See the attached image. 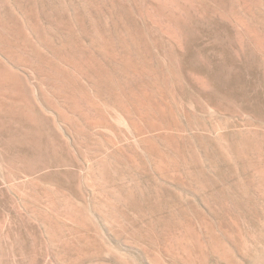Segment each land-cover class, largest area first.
Here are the masks:
<instances>
[{
    "label": "rangeland",
    "instance_id": "obj_1",
    "mask_svg": "<svg viewBox=\"0 0 264 264\" xmlns=\"http://www.w3.org/2000/svg\"><path fill=\"white\" fill-rule=\"evenodd\" d=\"M4 1L27 0L0 1V14ZM259 1L177 0L179 13L168 17L153 0H96L94 8L84 0H65L77 8L80 29L94 25L117 46L121 36L138 38L125 65L93 53L90 81L80 84L95 97L101 119L80 133L61 117L47 76L13 67L0 56L5 69L0 71V264H264V0ZM58 2L34 0L43 11V25L64 1ZM63 40L68 42V36L56 31L47 44L58 49ZM139 103L147 108L145 120L155 118L164 128L131 126L122 109L136 118ZM164 132L172 134L171 142L158 137ZM169 146L183 147L188 163L179 164L181 177H162L154 166L153 151L171 155ZM87 164L90 172L102 173L89 174ZM224 212L236 217L244 240L243 246L225 240L226 258L208 244L199 251L187 240L185 252L178 243L163 252L146 239L116 232L115 216L130 230L160 233L192 223L202 235L198 223L203 218L224 239L219 231Z\"/></svg>",
    "mask_w": 264,
    "mask_h": 264
},
{
    "label": "bare ground",
    "instance_id": "obj_2",
    "mask_svg": "<svg viewBox=\"0 0 264 264\" xmlns=\"http://www.w3.org/2000/svg\"><path fill=\"white\" fill-rule=\"evenodd\" d=\"M2 1V0H0ZM60 2V0H58ZM64 2L60 4V8L57 13L54 14V18L49 21V25H43L41 20H42V9H40L36 4H34V0H27L24 3H15L13 6L9 5L7 2L4 1L3 7L4 8V13L0 14V56H3L4 59L13 67L14 66H23L25 68H29L33 70L34 72H38V74L45 75L49 80L52 82L53 86V94L56 99L57 105H58V110L61 115V117L67 122V124L76 132L80 133L84 127H94L98 124V122L101 119V115L98 113L96 110L98 106H96L94 102L93 95L91 96L90 93L81 86L80 82L81 80H86L90 81V76L92 73V70H94V60H93V53H98L101 57L106 58L107 60L109 59L110 61L114 62H128L131 60H128L127 58L129 57L131 48L136 47L137 45V37L134 36L133 34L119 37L117 41L119 45L117 46L116 44H112V39L111 41L109 38L101 32L96 26L90 25L91 27L89 29H80L81 27V20L79 17V14L77 12V8H74L70 3H65ZM77 1V0H76ZM86 7H93L96 4V0H84ZM157 4H159V8L161 9L162 13L165 14L168 17H171L170 14L172 12V16L175 15L179 8L173 4L177 0H153ZM256 5H260L259 0H253ZM39 2V0H38ZM43 2V0H41ZM79 2V1H78ZM168 2V5L167 3ZM10 3H14L13 0ZM153 3V2H152ZM153 3V4H156ZM39 4V3H38ZM81 4V3H80ZM110 4V3H109ZM108 4V5H109ZM112 4V3H111ZM110 4V5H111ZM98 5V4H97ZM103 5V4H102ZM101 5V6H102ZM107 5V6H108ZM109 5V6H110ZM154 6L155 5H151ZM84 7V6H82ZM99 7V6H98ZM112 7V6H111ZM10 8V9H9ZM88 8V9H89ZM94 8V7H93ZM97 8V7H96ZM95 8V9H96ZM109 8V7H108ZM84 9V8H83ZM154 9V8H153ZM174 9V10H173ZM177 9V11H176ZM103 10V9H101ZM146 10V9H145ZM52 11V10H51ZM105 11V10H104ZM180 11V10H179ZM100 12V11H99ZM106 12V11H105ZM108 12V11H107ZM153 12V11H151ZM176 12V13H175ZM85 14L88 12H84ZM92 13V12H91ZM95 13V11L93 12ZM148 13V11H147ZM145 13V14H147ZM156 13V12H155ZM179 13V12H178ZM177 13V14H178ZM97 14V13H96ZM158 14V13H157ZM108 15V14H107ZM151 14H149L150 16ZM156 15V14H155ZM45 17V14L43 15ZM103 16V14H102ZM154 16V15H151ZM87 17V16H86ZM93 17V16H92ZM96 17V16H95ZM105 17V16H103ZM108 17V16H107ZM91 18V17H90ZM149 18V17H148ZM153 18V17H151ZM174 18V17H173ZM84 19V18H82ZM104 19V18H103ZM107 19V18H106ZM156 19V18H155ZM163 19V18H162ZM153 20V19H152ZM89 21V20H88ZM104 21V20H103ZM107 21V20H106ZM155 21V20H154ZM235 21V20H234ZM105 22V21H104ZM107 23V22H105ZM237 23V22H236ZM169 24V23H168ZM243 25V24H241ZM84 26V25H83ZM106 26V24H105ZM244 26V25H243ZM108 28V26H106ZM245 27V26H244ZM247 30V29H245ZM56 31L64 33L66 36H68V42H62L63 44L60 45L58 49H51L48 44H47V38L49 35H53V32L55 33ZM123 33V32H122ZM133 33V32H132ZM51 37V36H50ZM111 37V36H110ZM125 37V38H124ZM52 38V37H51ZM83 38V39H82ZM254 38V37H253ZM86 41L87 45H84V41ZM254 40V39H253ZM61 41V40H60ZM57 42V41H56ZM117 43V44H118ZM53 46V45H52ZM116 46V47H115ZM54 48V47H53ZM143 50V49H142ZM140 53V52H139ZM95 56V55H94ZM128 61H127V60ZM98 60V59H97ZM105 60V59H104ZM106 60V61H107ZM133 61V60H132ZM100 62V61H99ZM150 62V61H149ZM127 63V64H128ZM101 64V63H100ZM99 64V65H100ZM131 64V63H130ZM125 65V64H123ZM101 66V65H100ZM15 67V69H17ZM8 68V67H7ZM20 68V67H19ZM18 68V69H19ZM118 68V67H117ZM127 70H131V67L126 66ZM152 68V67H151ZM24 69V68H23ZM28 69V70H29ZM25 70V71H28ZM96 70V69H95ZM104 70V69H103ZM0 71H5L4 67L0 65ZM24 71V70H22ZM114 71V70H113ZM125 71V70H124ZM134 71V70H131ZM21 72V70H20ZM95 72V71H94ZM120 72V71H119ZM139 72V71H138ZM150 72V71H149ZM12 76L13 73L10 72ZM24 73V72H23ZM27 73V72H25ZM107 71L104 73L106 74ZM136 73V72H135ZM3 74V73H2ZM99 73H97L98 76ZM114 71V75H115ZM26 75V74H25ZM110 75V74H109ZM108 75V76H109ZM118 75V74H116ZM122 75V74H121ZM128 75V73L126 74ZM9 76V74H8ZM7 76V78H8ZM100 76V75H99ZM124 76V75H122ZM26 77V76H25ZM4 78V77H3ZM2 78V80H4ZM94 79V77H92ZM100 78V77H99ZM111 78V77H110ZM114 78V77H113ZM149 78V77H148ZM104 79V78H103ZM108 79V78H106ZM27 80V78H26ZM95 80V79H94ZM99 80V79H98ZM109 80V79H108ZM114 80V79H113ZM112 80V82H114ZM151 80V79H150ZM28 81V80H27ZM102 81V80H101ZM100 81V83H101ZM110 81V80H109ZM4 82V81H3ZM26 82V81H25ZM87 82V83H88ZM104 82V81H102ZM111 82V81H110ZM111 82V83H112ZM156 82V81H155ZM2 83V82H0ZM85 83V82H84ZM96 83H99L97 81ZM95 83V84H96ZM27 84V83H26ZM90 84H94L91 83ZM110 84V83H109ZM114 84V83H113ZM116 84V83H115ZM114 84V85H115ZM127 85V84H126ZM146 85V84H143ZM90 86V85H89ZM88 86V87H89ZM103 86V84H102ZM117 86V85H116ZM121 86V85H120ZM1 87V85H0ZM2 87H4L2 85ZM85 87V85H84ZM95 88L94 86H92ZM114 86L111 87L113 89ZM122 87V86H121ZM128 87V85H127ZM146 87V86H145ZM92 88V89H93ZM119 88V86L117 87ZM148 88V87H147ZM91 89V88H90ZM109 89V88H107ZM111 89V90H112ZM115 89V87H114ZM128 89V88H127ZM132 89V88H131ZM150 90V88H148ZM32 90V89H31ZM48 90V89H47ZM96 90V88H95ZM110 90V91H111ZM116 90V89H115ZM130 90V89H129ZM140 90V89H138ZM17 91V90H16ZM107 91V90H105ZM133 91V90H132ZM154 91V90H153ZM97 91L96 93L98 94ZM109 92V91H108ZM118 92V91H117ZM125 92V91H124ZM142 92V91H141ZM144 92V91H143ZM155 92V91H154ZM96 93L94 95L96 96ZM102 93V92H101ZM110 93V92H109ZM15 94V93H14ZM92 94V93H91ZM135 94V93H134ZM138 95V94H137ZM149 95V94H148ZM131 96V95H130ZM98 97V95H97ZM104 96H102L103 98ZM99 98V97H98ZM129 98V97H128ZM166 100V99H165ZM111 101V100H110ZM98 102V99H97ZM116 102V101H115ZM114 103V101H113ZM117 103V102H116ZM115 104V103H114ZM110 105V104H109ZM108 105V106H109ZM134 105V104H133ZM114 107V106H113ZM112 107V108H113ZM155 105L153 106V108ZM109 108V107H108ZM117 108V107H116ZM159 107H156L155 110H158ZM118 109V108H117ZM161 109V108H160ZM159 109V110H160ZM108 110V109H107ZM125 110V111H124ZM147 108L142 104L139 103L135 106V112H136V118H132L131 115H129V109L127 107H124L122 111L125 113V117L127 118L128 122L133 126L136 130H141L145 127H153V128H164L161 127L160 124L157 123L156 119L154 118L153 121H150V119L145 120L147 115ZM158 110V111H159ZM171 110V109H170ZM169 110V111H170ZM55 111V110H54ZM104 111V110H103ZM133 111V110H132ZM157 111V112H158ZM168 111V112H169ZM53 112V111H52ZM57 112V111H56ZM54 112V113H56ZM107 112V111H106ZM161 112V111H160ZM172 112V111H171ZM58 113V112H57ZM159 113V112H158ZM109 114V113H108ZM118 114V113H117ZM121 114V113H120ZM172 115V114H171ZM109 116V115H108ZM111 116V115H110ZM122 116V115H121ZM153 115H151L152 117ZM167 116V115H166ZM117 117V116H116ZM108 119V118H107ZM115 120V119H114ZM125 120V119H124ZM64 123V122H63ZM160 123V122H159ZM163 123V122H162ZM62 124V123H61ZM66 124V123H65ZM107 124V123H106ZM129 124V125H130ZM165 124V123H163ZM174 126V125H173ZM100 127V125H99ZM175 128V127H173ZM90 129V128H89ZM110 129V128H108ZM112 129V128H111ZM169 129V127H168ZM167 129V130H168ZM92 130V129H91ZM94 130V129H93ZM134 130V131H136ZM96 131V130H94ZM177 131V130H176ZM181 132V131H180ZM126 133V132H125ZM156 133V132H155ZM176 133V132H175ZM179 133V132H177ZM96 134V133H95ZM98 134V132H97ZM159 134V133H158ZM182 134V133H179ZM129 135V134H128ZM98 136V135H97ZM131 136V135H130ZM177 136V135H175ZM178 135L177 137H179ZM136 137V136H135ZM141 137V136H140ZM158 137H160L165 143L171 142L173 140V136L171 133H162ZM176 137V138H177ZM186 137V136H185ZM76 138V137H75ZM92 138V137H91ZM119 138V137H118ZM127 138V137H126ZM139 138V137H138ZM137 138V139H138ZM171 138V140H170ZM90 139V138H89ZM111 139V138H110ZM133 139V138H132ZM140 139V138H139ZM78 140V139H77ZM128 140V139H127ZM142 140V139H141ZM185 140V139H184ZM111 141V140H110ZM144 141V140H143ZM76 142V141H75ZM94 142V141H93ZM130 142V139L127 143ZM149 142V140H148ZM95 143V142H94ZM145 143V142H144ZM111 144V143H110ZM138 144V143H136ZM101 145V144H100ZM99 145V147H100ZM112 145V144H111ZM134 145V144H133ZM146 145V144H145ZM153 144H151L152 146ZM102 146V145H101ZM118 146V145H117ZM155 146V145H154ZM168 146V145H165ZM180 146V145H179ZM97 147V146H95ZM94 147V148H95ZM112 147V146H110ZM146 147V146H145ZM149 147V145H148ZM86 148V147H85ZM102 149V147H100ZM98 148V149H100ZM121 148V147H119ZM143 148V147H142ZM150 148V147H149ZM183 148V147H182ZM181 148V149H182ZM123 149V148H122ZM178 149L177 147H170L167 150H171V155H165L163 152H155L153 151V161H154V166L158 173L162 177L166 178H176V177H181L183 176L182 173L180 172V169L178 168L180 163H183L187 165L186 161V156L185 153L181 150ZM188 149V148H187ZM191 149V148H190ZM89 151H91L90 148H88ZM93 150V149H92ZM95 150V149H94ZM116 150V149H114ZM120 150V149H119ZM124 150V149H123ZM136 150V149H135ZM138 150V149H137ZM150 150V149H149ZM156 150V148H155ZM186 150V149H185ZM192 150V149H191ZM226 150V149H225ZM97 151V149H96ZM95 151V152H96ZM103 151V150H102ZM101 151V153H102ZM152 151V150H150ZM187 151V150H186ZM190 151V150H189ZM224 151V150H223ZM94 151H92L93 153ZM90 153V152H89ZM91 153V154H92ZM97 153V152H96ZM99 152V154H101ZM90 154V155H91ZM98 154V153H97ZM104 154V153H103ZM150 154V153H149ZM193 154V152H192ZM94 155V154H93ZM92 155V156H93ZM102 155V154H101ZM114 155V152L113 154ZM151 155V154H150ZM191 155V153L189 154ZM105 156V155H104ZM103 156V157H104ZM192 156V155H191ZM102 157V156H101ZM102 157V158H103ZM109 157V155L107 156ZM113 157V156H112ZM110 155V158H112ZM128 157V156H127ZM140 157V156H139ZM94 158H96L94 156ZM93 158V159H94ZM133 158V157H132ZM191 158V157H190ZM193 158V157H192ZM191 158V159H192ZM231 158V157H230ZM104 159V158H103ZM241 159V158H240ZM96 160V159H95ZM88 162L87 160H85ZM103 162V160H101ZM112 161V160H111ZM113 162V161H112ZM134 162V161H133ZM146 162V161H145ZM89 163V162H88ZM104 163V162H103ZM137 163V162H136ZM150 163V162H149ZM148 163V164H149ZM190 163V162H189ZM90 164V163H89ZM87 164V166L89 165ZM99 164V163H98ZM120 164V163H119ZM133 164V163H132ZM201 164V163H200ZM102 165V164H99ZM125 164H123L122 168L124 167ZM182 165V164H181ZM184 165V166H185ZM138 169H142V165L139 163L136 164ZM150 166V165H149ZM105 167V166H104ZM108 167V166H107ZM105 168L106 170L108 168ZM188 167V166H187ZM190 167V166H189ZM101 168V167H100ZM99 168V169H100ZM110 168V167H109ZM112 168V167H111ZM127 168V167H126ZM91 169L88 166V171ZM101 170V169H100ZM106 170L104 172H106ZM112 170V169H111ZM126 170V169H125ZM124 170V171H125ZM152 170V169H151ZM196 170V169H195ZM95 171V170H94ZM120 171V170H119ZM139 171V170H138ZM93 172V171H92ZM92 172H88L89 174ZM108 172V170H107ZM128 172V171H127ZM153 172V171H152ZM184 172V171H183ZM187 172V171H186ZM194 172V171H193ZM245 172V171H244ZM87 173V174H88ZM95 173H102V172H97ZM93 172L92 175L95 174ZM120 173V172H119ZM129 173V172H128ZM185 173V172H184ZM188 173V172H187ZM191 173V172H190ZM189 173V174H190ZM237 173V171H236ZM138 174V173H136ZM156 174V173H155ZM187 174V175H189ZM193 174V173H192ZM90 175V176H92ZM100 175V174H99ZM102 175V174H101ZM151 175V174H150ZM149 175V177H150ZM159 175V176H160ZM191 175V174H190ZM189 175V176H190ZM89 177V175H87ZM104 176V175H102ZM100 177V180L105 183V178ZM134 176V175H133ZM153 176V175H152ZM156 176V175H155ZM97 177V176H96ZM107 177V176H106ZM139 177V176H138ZM91 178V177H90ZM109 178V177H108ZM107 178V179H108ZM114 178V177H113ZM154 178V177H153ZM159 178V177H158ZM134 180V178H132ZM151 179V178H150ZM163 179V178H162ZM180 179V178H179ZM187 179V178H186ZM92 179L88 180L89 182ZM125 180V179H124ZM143 180V179H142ZM190 180V179H189ZM194 180V179H193ZM241 180V179H240ZM119 181V180H118ZM148 181V180H147ZM161 181V180H160ZM164 181V180H163ZM167 181V179H166ZM243 181V180H242ZM240 181V182H242ZM127 182V181H126ZM151 182V181H150ZM244 182V181H243ZM149 183V182H148ZM154 183V182H152ZM168 183V182H166ZM189 183V182H188ZM107 184V183H106ZM105 184V185H106ZM104 185V186H105ZM118 185V184H117ZM158 185V184H157ZM160 185V183H159ZM199 185V184H198ZM92 186V185H91ZM125 186V185H124ZM162 186V183L161 185ZM169 186V185H168ZM173 186V185H172ZM157 187V186H156ZM176 187V186H175ZM228 187V186H227ZM99 188V187H98ZM129 188V187H128ZM137 188V187H136ZM158 188V187H157ZM171 188V186H170ZM186 188V187H185ZM201 188V187H200ZM260 188V186H259ZM101 189V188H100ZM103 189V188H102ZM120 189V188H119ZM132 189V188H131ZM143 189V188H142ZM162 189V187H161ZM160 189V190H161ZM164 189V188H163ZM173 189V188H172ZM105 190V189H104ZM113 190V189H111ZM121 190V189H120ZM119 190V191H120ZM138 190V189H136ZM153 190V189H152ZM159 190V191H160ZM91 191V190H90ZM118 191V190H117ZM142 191V190H140ZM155 191V188H154ZM238 191V190H237ZM240 191V190H239ZM137 192V191H136ZM157 191H155L156 193ZM163 192V190H162ZM93 193V192H92ZM119 193V194H118ZM117 195L120 196V192H118ZM129 193L130 190H129ZM167 193V192H166ZM104 194V192H103ZM107 194V192H106ZM104 194V195H106ZM112 194V192L110 193ZM122 194V192H121ZM126 194V193H125ZM134 194V193H132ZM138 194V193H137ZM150 194V193H149ZM114 195V192L113 194ZM116 195V197H117ZM139 195V194H138ZM156 195H158L156 193ZM253 195V193H252ZM100 196V195H98ZM115 196V195H114ZM113 196V197H114ZM130 196V195H129ZM137 196V195H136ZM103 197V195H102ZM109 197V196H108ZM151 197V196H150ZM153 197V196H152ZM157 197V196H156ZM104 198V197H103ZM107 198V197H106ZM117 197L116 199H118ZM128 198V197H126ZM134 198V195H133ZM132 198V199H133ZM138 198H140L138 196ZM158 198V197H157ZM225 198V197H224ZM100 199V198H99ZM130 198V200L132 201ZM145 199V198H144ZM143 199V200H144ZM98 200V199H97ZM102 200V199H101ZM106 200V199H105ZM123 203H128L127 200H124L122 197ZM147 200V199H145ZM151 200V199H150ZM107 201V200H106ZM120 201V200H119ZM129 201V202H131ZM158 201V200H157ZM112 202V201H110ZM251 202V201H250ZM102 204H104V201H101ZM106 203V202H105ZM160 203V202H159ZM107 204V203H106ZM112 204V203H111ZM226 204V202H225ZM110 205V204H109ZM106 205V206H109ZM132 205V204H131ZM159 205V204H158ZM161 205V204H160ZM228 205V204H227ZM233 205V204H232ZM116 206V205H115ZM139 206V205H138ZM224 206V205H223ZM147 207V206H146ZM160 207V206H159ZM225 207V206H224ZM223 208V207H222ZM102 209V207H101ZM123 210V209H122ZM180 210V209H179ZM226 210V209H225ZM103 211V210H102ZM106 211V210H105ZM114 212L115 210L112 209ZM107 212V211H106ZM117 211H115L116 213ZM163 212V211H162ZM165 212V211H164ZM122 213V212H121ZM155 213V212H154ZM175 213V212H174ZM225 213V212H224ZM230 213V212H228ZM233 213V212H232ZM108 214V213H107ZM111 214V213H110ZM113 214V213H112ZM111 214V215H112ZM159 214V213H158ZM223 214V213H222ZM226 214V219L224 223V227L219 228L220 234H222V237L224 239H221L219 237H216L213 234V230L210 228L208 222L206 219L201 218L199 221L198 228H201L203 230L202 235L198 234L196 230V225L192 223H186L184 225H177L179 226H173L169 228H162L160 233H154V231H140L136 229H128V227L124 226L123 224L118 221L119 219L115 216V224L117 227V233L119 235L124 236L125 238L127 237H134V238H139V239H146L151 243V246L154 249L161 250L163 252H171L173 250V244L178 243L181 247L182 250L185 252V244L187 243V240H191L196 244L199 249V251H202L205 249V244H208L207 246L210 247L213 252L218 253L219 255L224 256L225 258L228 257L227 253L228 248L226 245V241H229L230 244L237 243L238 245L243 246V237L242 233L239 231L238 227V221L235 216H231L227 213ZM106 215V214H105ZM110 215V216H111ZM109 216V215H108ZM124 216V215H122ZM175 216V215H174ZM218 216V215H217ZM107 217V216H106ZM187 217V216H186ZM195 217V216H194ZM204 217V216H203ZM219 217V216H218ZM217 217V218H218ZM253 217V216H252ZM105 218V217H104ZM109 218V217H108ZM174 218V217H173ZM191 218V216H190ZM207 218V217H205ZM187 218L186 220H188ZM195 219V218H194ZM208 219V218H207ZM106 220V219H105ZM114 220V219H113ZM127 220V219H126ZM218 220V219H217ZM190 221V220H189ZM193 221V220H192ZM211 221V220H210ZM114 222V221H113ZM179 222V221H178ZM213 222V221H212ZM212 222H210L212 224ZM220 222V221H219ZM134 223V221H133ZM164 223V222H163ZM183 223V222H182ZM217 223V222H216ZM135 224V223H134ZM166 224V223H165ZM260 225V224H259ZM113 226V225H111ZM221 226V224H220ZM167 227V226H166ZM247 227V226H246ZM248 228V227H247ZM142 230V229H141ZM148 230V229H147ZM160 230V229H159ZM216 231V229H215ZM116 234V233H115ZM219 234V233H218ZM217 234V235H218ZM117 235V234H116ZM214 235V236H213ZM127 236V237H126ZM128 239V238H127ZM131 239V238H130ZM135 240V239H134ZM124 241V240H123ZM132 241V240H131ZM134 242V241H133ZM206 242V243H205ZM233 242V243H231ZM128 243V242H127ZM189 243V241H188ZM229 244V243H228ZM189 245V244H188ZM235 245V244H234ZM135 246V245H133ZM192 246V245H191ZM190 246V248H191ZM194 246V247H195ZM237 246V245H236ZM193 247V246H192ZM230 247V245H229ZM245 247V246H244ZM137 248V247H136ZM179 248V247H178ZM235 248V247H234ZM233 248V249H234ZM194 250V249H193ZM236 250V249H234ZM242 250V249H241ZM198 251V253H199ZM191 252V251H190ZM240 252V251H239ZM249 252V251H248ZM182 253V252H181ZM188 253V252H186ZM202 253V252H201ZM200 253V254H201ZM204 253V252H203ZM202 253V254H203ZM237 253V252H236ZM146 254V253H145ZM190 254V253H189ZM193 254V253H192ZM210 254V253H209ZM157 255V254H156ZM195 255V254H194ZM197 255V252H196ZM232 255V254H231ZM190 256V255H189ZM200 256V255H198ZM215 256V254H214ZM234 255L230 256L233 257ZM242 256V255H241ZM194 258L197 256H193ZM202 257V256H201ZM182 258V257H181ZM206 258V257H204ZM224 258V259H225ZM238 258V257H237ZM242 258V257H241ZM184 259V258H183ZM223 259V258H222ZM232 259V258H230ZM239 259V258H238ZM236 259V260H238ZM175 260V258H174ZM198 260V259H197ZM204 260V259H203ZM221 260V259H220ZM234 260V259H233ZM232 260V261H233ZM163 261V260H162ZM192 261V260H191ZM227 260H225L226 262ZM241 261V259H240ZM182 262V261H181ZM205 262V261H203ZM201 262V263H203ZM223 262V261H221ZM191 263V262H190ZM200 263V262H199ZM227 263V262H226ZM230 263V262H228ZM235 263V261H234ZM238 264V263H237ZM240 264V263H239Z\"/></svg>",
    "mask_w": 264,
    "mask_h": 264
}]
</instances>
